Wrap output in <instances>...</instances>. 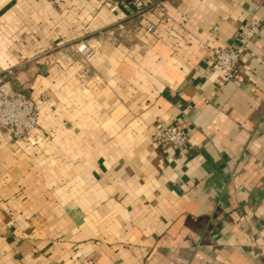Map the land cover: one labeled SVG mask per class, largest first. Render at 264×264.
<instances>
[{"label": "crops", "instance_id": "0c3cea01", "mask_svg": "<svg viewBox=\"0 0 264 264\" xmlns=\"http://www.w3.org/2000/svg\"><path fill=\"white\" fill-rule=\"evenodd\" d=\"M165 6L167 24L132 0H0V81L45 100L31 139L0 132V264L264 255V0ZM249 20L260 32L225 81L213 50ZM170 125L188 144L153 146Z\"/></svg>", "mask_w": 264, "mask_h": 264}, {"label": "built area", "instance_id": "2783aa9c", "mask_svg": "<svg viewBox=\"0 0 264 264\" xmlns=\"http://www.w3.org/2000/svg\"><path fill=\"white\" fill-rule=\"evenodd\" d=\"M117 3L118 0H106ZM136 13L140 16L151 12H159V23L167 24L172 16L167 12L165 0H132ZM157 27L154 21H148L145 28L153 31ZM218 26L214 27L217 32ZM260 32L258 23L249 20L242 23L238 29V43L230 47H218L214 52V70L220 71L225 81L233 80L239 71V62L243 58L249 44ZM206 47L205 45H203ZM75 51L84 59L94 54V47L85 39L75 43ZM45 100L36 98L23 91L13 89L6 80L0 81V132L9 134L17 143L31 139L38 130V114L44 106ZM190 128H180L170 125L157 127L151 132V143L155 147H170L175 150L183 148L189 142ZM0 135V141L2 140ZM257 264H264V255Z\"/></svg>", "mask_w": 264, "mask_h": 264}]
</instances>
